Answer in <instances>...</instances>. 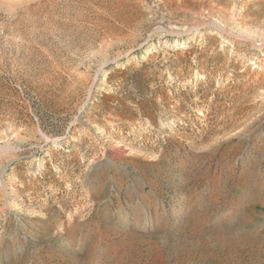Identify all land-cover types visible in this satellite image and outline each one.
Here are the masks:
<instances>
[{
    "label": "rangeland",
    "instance_id": "obj_1",
    "mask_svg": "<svg viewBox=\"0 0 264 264\" xmlns=\"http://www.w3.org/2000/svg\"><path fill=\"white\" fill-rule=\"evenodd\" d=\"M0 264H264V0H0Z\"/></svg>",
    "mask_w": 264,
    "mask_h": 264
},
{
    "label": "trees",
    "instance_id": "obj_2",
    "mask_svg": "<svg viewBox=\"0 0 264 264\" xmlns=\"http://www.w3.org/2000/svg\"><path fill=\"white\" fill-rule=\"evenodd\" d=\"M143 63L144 61L140 62L139 65H140V69L144 68L143 67ZM143 73L141 71H135L133 72V75H132V78L134 79V83L137 84L138 82L135 81L136 78L142 76ZM140 83V82H139ZM134 103V109L133 110H138V111H141V114L142 116H146L150 119H153V112L151 110H149L150 108H152V106H148V108H146L147 106H145L144 104H138V103ZM133 110H124L122 111L123 114H129V115H132V116H135L137 115V113Z\"/></svg>",
    "mask_w": 264,
    "mask_h": 264
}]
</instances>
